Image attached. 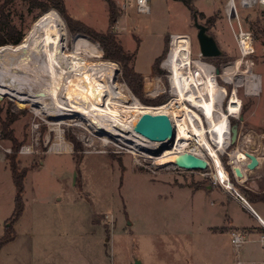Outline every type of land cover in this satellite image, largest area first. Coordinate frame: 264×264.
Masks as SVG:
<instances>
[{
  "label": "rangeland",
  "instance_id": "1",
  "mask_svg": "<svg viewBox=\"0 0 264 264\" xmlns=\"http://www.w3.org/2000/svg\"><path fill=\"white\" fill-rule=\"evenodd\" d=\"M4 2L0 0V10L22 32L23 40L32 24L45 12L39 13L38 8L26 0ZM63 2L73 19L98 32L107 30L105 0ZM113 2L119 15L112 31L130 57L129 66L142 76L136 91L124 82L119 62L105 58L102 47L86 34L71 31L62 16L51 8L49 10L61 18L62 51L74 52L88 64L114 63L115 82L131 99L133 96L147 106L168 101L172 96L170 71L163 62L170 49L171 35L186 34L192 61L198 57L191 13L180 0H149L152 13L170 12L172 8L176 13L172 18H162L169 28L175 29L172 34L167 31L162 36L150 37L145 27L150 14H139L133 0ZM191 2L199 12L198 22L207 24L208 32L223 51L221 56L201 57V60L212 64L215 71L220 66L221 72L215 73V77L217 84L226 90L227 94L221 97V105L225 106L233 84L222 78L223 67L241 56L222 14L225 0ZM239 14L242 27L252 33L253 52L247 59L252 72L259 76L260 87L256 94L247 93L245 75L235 77L242 104L233 124L228 125L230 141L219 157L231 170L229 154L234 149L263 158L258 167L248 172L245 182L241 183L234 176L232 184L244 196L243 185L244 189L258 190L259 194L264 192L261 190L264 188V34L260 32H264V7L240 9ZM0 19L3 20L2 16ZM207 19L213 21L208 23ZM79 36L89 39L88 48L75 49L74 41ZM144 42L151 44L148 50L157 64L155 67L153 63V71L151 65L147 71L145 69ZM14 45L6 43L0 48ZM94 51L99 54L94 55ZM9 60L17 59L9 56ZM5 63L0 64V79L10 77L11 82L24 87L25 79L4 73ZM245 66L243 63L241 69ZM41 109L30 100L19 105L11 96L0 99V237L10 225L8 217L15 195L6 159V154L13 153L14 149L10 140L4 138L6 135L16 140L14 153L18 167L27 168L23 181V212L13 224L14 240L0 249V264H130L134 259H139L141 264H220L223 252L230 251L234 255L231 231L218 222V217H224L223 213L214 211V205H208L210 199H202V205H191V200H197L193 195L196 190L213 185L211 166L187 171L173 163L159 164L161 146L152 151L142 146L132 153L134 149L118 135L100 132L78 115L57 117L58 109L52 108L53 115L49 116ZM234 124L237 134L232 141ZM57 145L64 150L53 153ZM262 204L252 203L257 210ZM237 215L240 222L250 223L241 210ZM231 262L234 264L233 259Z\"/></svg>",
  "mask_w": 264,
  "mask_h": 264
},
{
  "label": "bare ground",
  "instance_id": "2",
  "mask_svg": "<svg viewBox=\"0 0 264 264\" xmlns=\"http://www.w3.org/2000/svg\"><path fill=\"white\" fill-rule=\"evenodd\" d=\"M62 41L61 18L49 10L32 24L20 43L13 47H1L0 64L6 62L4 73L22 77L27 84L22 87L18 82H11L7 76V79H0V99L11 96L16 98L19 105L30 100L38 103L49 116L53 115L52 108L58 109L57 117L78 115L98 131L118 135L123 143L134 149L132 153L142 146L150 151L161 146L163 153L159 155V164L172 163L182 151L199 150L207 165L212 167L217 182L224 187H232L219 153L225 150L230 141L228 118L236 117L242 104L235 88L239 84L235 77L245 75L247 93L256 94L260 87L259 76L252 72L245 53L223 67L222 78L233 84L227 103L223 106L221 97L226 90L217 84L212 66L198 59L192 61L190 40L186 34H172L169 54L163 62V66L170 71L172 96L163 104L147 106L133 96L129 98L119 88L114 79V63L88 64L74 52L66 54L62 51ZM88 41L79 36L74 41L75 49L82 46L88 48ZM93 45L97 48L95 43ZM93 54L99 53L94 51ZM9 56L17 60L10 61ZM243 63L246 66L241 69ZM146 112L170 116L174 128L171 142H154L134 134L133 125ZM62 150L64 147L57 145L52 152ZM151 156L148 154V157ZM229 156L232 169L238 167L243 173L242 178L237 177L238 181H244L250 171L246 168L245 152L234 149Z\"/></svg>",
  "mask_w": 264,
  "mask_h": 264
},
{
  "label": "trees",
  "instance_id": "3",
  "mask_svg": "<svg viewBox=\"0 0 264 264\" xmlns=\"http://www.w3.org/2000/svg\"><path fill=\"white\" fill-rule=\"evenodd\" d=\"M9 1L10 0H5L4 3L6 4ZM26 1L28 2L30 1L33 7L38 8L39 13H44L51 8L55 9L62 16V18L64 19L68 28L71 31L82 32L86 34L87 36H89L90 38H92L93 40H95L96 42H98V44L102 47L105 58L112 60V61L119 62L121 64L123 68L122 73H123L124 82L127 84V86L131 90L136 91L139 83L141 82L142 76L136 71H134L132 67L129 66L130 57L126 53V51L123 49L121 44L118 43L112 31V26L116 22L117 17L119 15V11L117 10L116 5L113 2V0H105L108 6V28L105 32H98L92 27L87 26L84 23L80 22L79 20L73 19L68 14L63 0H44V1L43 0L42 1L26 0ZM180 2L191 13V15H192V12L196 10L191 0H180ZM196 13L198 16L199 12L197 10H196ZM1 16L3 20L1 21L0 19V46L6 43H11V44L20 43L23 37L22 32L20 30H17L15 26L11 24V22H9L6 16H3L2 10H0V17ZM212 21L213 19H207L208 23H211ZM260 32L264 34L263 31H260ZM155 65L157 66V64L154 62V66ZM216 68L218 70V73H220L221 72L220 66H217ZM151 70L153 71L152 68ZM225 87L227 86L225 85ZM136 94L139 96L138 92H136ZM139 99L144 101L140 96H139ZM228 119H229L230 125H232L234 122V118L229 117ZM4 138H7L10 140L11 149H14V152H15L16 151V145H15L16 140L10 135H6ZM14 152L6 154V159L9 162V169H10V173L12 177V183L15 188L14 207H13L12 214L8 219L10 222V225L6 226V228L4 229V234L0 237V249L8 242L14 240L15 231L13 228V224L21 217L23 208H24L22 193L24 191L23 181H24V177L27 172V168L20 169L18 167L17 162H16V155ZM222 163L228 172L230 182L233 183L234 175H233L232 170L227 164H225V161ZM242 188H243L242 192L244 193V197L249 203H254L257 201H260V202L264 201V192H260L261 194L260 195L258 192L254 190L244 189L245 188L244 186Z\"/></svg>",
  "mask_w": 264,
  "mask_h": 264
},
{
  "label": "crops",
  "instance_id": "4",
  "mask_svg": "<svg viewBox=\"0 0 264 264\" xmlns=\"http://www.w3.org/2000/svg\"><path fill=\"white\" fill-rule=\"evenodd\" d=\"M152 13V11L149 13V18L146 22V29L148 27V30H146L148 36L152 37H159L164 35L167 31L172 34L171 31L175 30L172 28H169L168 25H166V22L163 21V17L166 18H172L174 17L175 10L172 8V10H162V12ZM172 29V30H171ZM145 32V31H144ZM143 45V57H144V63H145V69L148 70L149 65H151V68L153 67V57L151 52L148 50L150 47V43L146 44L144 42ZM141 49V48H140ZM148 50V51H147ZM150 68V69H151ZM260 81V79H259ZM256 155V154H255ZM259 158V164H261L263 158L256 155ZM3 159L5 157L3 156ZM257 166V167H258ZM251 171V170H250ZM249 172V171H248ZM248 173L246 175V178L244 181H240L241 183L245 182V180H248ZM12 181V177H11ZM14 186V185H13ZM246 187L245 185H243ZM264 190V188H261V190ZM258 191V190H254ZM194 196L197 197V200H191V205H202V199H210V204L208 205H214L213 209L216 212H222L224 217H218V222L221 223L222 226L227 227L229 231H242L246 236V241L242 243L238 249H235L234 255L233 252H223L221 254L220 264H232L231 259L234 260V264H264V241H261V237L264 238V205H258V209H255L252 205V203H249L247 201V204L243 205L240 203L237 199L232 197L229 192H226L223 190L220 186L213 183V185L210 188H206L205 190L198 189L193 193ZM254 203H260V201L254 202ZM263 203V202H262ZM206 205V204H203ZM241 210L245 216L250 220V223H244L240 222V218L237 215V211ZM13 211V209H12ZM221 213V214H222ZM261 213V214H260ZM12 214V212H11ZM10 214V216H11ZM263 214V215H262ZM9 216V217H10ZM8 217V218H9ZM6 218L4 222L8 219ZM15 236H16V230ZM230 232V235H231ZM231 237V236H230ZM231 242V241H230Z\"/></svg>",
  "mask_w": 264,
  "mask_h": 264
},
{
  "label": "water",
  "instance_id": "5",
  "mask_svg": "<svg viewBox=\"0 0 264 264\" xmlns=\"http://www.w3.org/2000/svg\"><path fill=\"white\" fill-rule=\"evenodd\" d=\"M192 23L196 29V41L198 44L199 54L204 58L218 57L223 54L222 49L218 46L216 39L208 32V27L198 22L196 10L192 12ZM170 50V49H169ZM169 52L167 53L168 56ZM215 73H218L216 69ZM133 131L150 141H165L171 142L174 137L173 123L169 115L165 113H142L136 123L133 125ZM232 141L236 138V125L231 129ZM247 159L246 168L252 170L259 164L255 154L245 152ZM179 168L186 170H203L207 167V161L190 152L184 151L175 156V161L172 162ZM234 176L242 178L243 173L240 168L233 169ZM130 264H141L139 259H134Z\"/></svg>",
  "mask_w": 264,
  "mask_h": 264
},
{
  "label": "built area",
  "instance_id": "6",
  "mask_svg": "<svg viewBox=\"0 0 264 264\" xmlns=\"http://www.w3.org/2000/svg\"><path fill=\"white\" fill-rule=\"evenodd\" d=\"M133 4L136 8V11L139 14L145 15V14H149L151 11V6L149 4V0H133ZM258 6L264 7V0H225V2L223 4L222 14H223V17L226 19L228 26H229L232 34H233V38L235 40V43H236V46L238 48L240 55L245 53V55L249 56L250 54H252V52H253V47H252L253 37H252L251 31L245 30L242 27L239 10L240 9H255ZM201 57L202 56H200V54L198 52L197 59L202 61ZM204 63H206V62H204ZM210 66H212V65H210ZM212 68L215 72V67L212 66ZM222 88H224V87H222ZM223 95H226V92H224ZM192 109H194V108H192ZM202 116L204 118V115H202ZM230 117L236 118L237 116L236 117L230 116ZM182 152H184V151H182ZM182 152H180V153H182ZM190 153H192L198 157L200 156L202 158H205L203 153L199 150L193 151ZM257 159L259 162L258 157H257ZM248 161L249 160L247 159V162ZM222 166L224 167V165H222ZM207 167H208V165H207ZM179 169H182V168H179ZM224 169H225V167H224ZM182 170H186V169H182ZM187 171H194V170H187ZM225 171H226V175L228 177L227 180H229L228 172L226 169H225ZM232 172H233V169H232ZM233 175H234V172H233ZM210 177L213 179V183L219 184L223 190H225L226 192H229L230 195L232 197H234L235 199H237L240 203H242L243 205L247 204L246 198L237 190V188H235V186L232 183H231L232 187H224L221 185V183L217 182V180L213 176V173L210 175ZM230 241H231V244L233 245L234 249H238V247L246 241V236L242 231H233V232H231ZM261 241H264L263 237H261Z\"/></svg>",
  "mask_w": 264,
  "mask_h": 264
}]
</instances>
